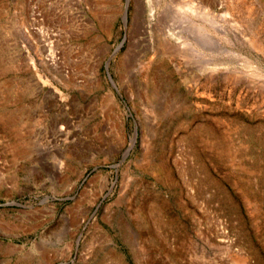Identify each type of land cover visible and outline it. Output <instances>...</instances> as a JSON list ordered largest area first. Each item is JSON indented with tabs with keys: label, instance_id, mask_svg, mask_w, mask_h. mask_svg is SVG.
<instances>
[{
	"label": "rangeland",
	"instance_id": "1",
	"mask_svg": "<svg viewBox=\"0 0 264 264\" xmlns=\"http://www.w3.org/2000/svg\"><path fill=\"white\" fill-rule=\"evenodd\" d=\"M205 1L0 0V264H264V0Z\"/></svg>",
	"mask_w": 264,
	"mask_h": 264
},
{
	"label": "bare ground",
	"instance_id": "2",
	"mask_svg": "<svg viewBox=\"0 0 264 264\" xmlns=\"http://www.w3.org/2000/svg\"><path fill=\"white\" fill-rule=\"evenodd\" d=\"M167 1H169V0H167ZM175 1V0H174ZM182 2H183V5H184V7H183V9H184V11L185 12H192V11H197V9H195V8H199V9H201V8H205V7H208L207 6V4L208 3H206V1L205 0H181ZM161 3V0H155V3L153 4V5H150L149 6V10H148V15L150 16V18L152 19L153 17H154V15H155V8L157 7V5L158 4H160ZM137 5H138V3H137ZM141 4H139V6H140ZM139 6H136L135 7V9H134V11H133V23H134V25L135 24H138V20L139 19H143V11H140L139 10ZM142 6V5H141ZM196 6V7H195ZM143 7V6H142ZM195 9V10H194ZM209 9V8H208ZM143 10V9H142ZM197 13V12H196ZM199 13V12H198ZM200 14V13H199ZM203 15V14H202ZM204 16V15H203ZM201 18H203V17H201ZM123 19H124V21L126 22V13H124V16H123ZM205 18H203V20H204ZM175 34V36L177 35L176 33H174ZM174 34H171V35H174ZM180 39V38H179ZM173 45V44H172ZM190 44L188 43V42H186V41H179V40H176V43H175V48H178V49H180V50H182V49H184V50H186L187 49V47L189 46ZM182 46L184 47V48H182ZM181 47V48H180Z\"/></svg>",
	"mask_w": 264,
	"mask_h": 264
},
{
	"label": "water",
	"instance_id": "3",
	"mask_svg": "<svg viewBox=\"0 0 264 264\" xmlns=\"http://www.w3.org/2000/svg\"><path fill=\"white\" fill-rule=\"evenodd\" d=\"M125 22V21H124ZM121 45V43L116 47V49Z\"/></svg>",
	"mask_w": 264,
	"mask_h": 264
}]
</instances>
